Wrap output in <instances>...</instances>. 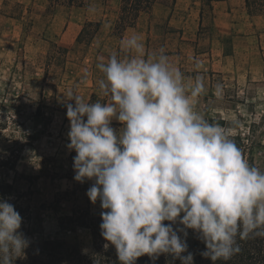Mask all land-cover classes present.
<instances>
[{"label":"rangeland","instance_id":"1","mask_svg":"<svg viewBox=\"0 0 264 264\" xmlns=\"http://www.w3.org/2000/svg\"><path fill=\"white\" fill-rule=\"evenodd\" d=\"M216 2L156 0L135 27L120 34L115 30L120 0H94L83 8H53L50 0H0V200L20 213L19 231L30 244L62 240L84 253L92 250L89 230L59 225L74 208L90 209L93 216L104 211L86 194L93 181L74 179L76 153L67 148L70 121L63 94L75 90L90 103L106 102L96 65L114 53L123 58L120 41L133 33L141 36L146 56L163 49L185 82L203 76L205 90L195 110L209 123L231 129L243 157L264 170V87L249 81L242 66L229 74L211 62L221 45L227 54L236 47L242 62L263 54L264 21L254 17H264V0H249L248 6L233 0L223 16ZM88 22L100 26L90 28L89 41L77 43ZM225 24L245 39L224 35L220 41ZM58 48L68 52L60 54ZM217 85L222 86L219 95ZM112 126L122 127L115 120Z\"/></svg>","mask_w":264,"mask_h":264},{"label":"clouds","instance_id":"2","mask_svg":"<svg viewBox=\"0 0 264 264\" xmlns=\"http://www.w3.org/2000/svg\"><path fill=\"white\" fill-rule=\"evenodd\" d=\"M120 48L123 58L114 53L96 65L106 102L90 103L75 90L63 94L74 179L93 181L86 194L104 210L105 249L114 246L120 264L145 255L194 264L190 229L205 245L204 258L230 260L240 252L238 238L264 237V170L243 157L231 129L195 110L203 76L185 82L163 49L145 55L137 33ZM177 223L182 227L174 228ZM21 225L15 206L0 200V264L25 255L30 241Z\"/></svg>","mask_w":264,"mask_h":264},{"label":"trees","instance_id":"3","mask_svg":"<svg viewBox=\"0 0 264 264\" xmlns=\"http://www.w3.org/2000/svg\"><path fill=\"white\" fill-rule=\"evenodd\" d=\"M94 0H50L51 7L54 5L65 7H86ZM120 16L116 23L115 30L120 34L128 28L136 26L142 13L151 10L156 0H120ZM175 3L177 0H168ZM213 1V0H211ZM223 1V0H214ZM249 0H246L248 6ZM100 22H88L84 25L77 37V43L89 41L92 38L90 28L98 29ZM61 54L67 53L65 48H58ZM14 170V168H13ZM101 215L93 216L90 209L74 208L70 216L61 219L62 229L75 230L83 228L89 230L92 237V250L82 252L77 247H70L62 240H41L37 244H29L25 249V255L18 258L15 264H120L114 246L105 249L108 243L101 235ZM169 223V222H165ZM174 228L182 227L178 223ZM183 238V234H180ZM188 252L194 257V264H213L211 259L204 258L200 253L205 250V245L198 238L193 230H188L186 238ZM240 252L230 260H218L216 264H264V237H249L246 240H239ZM188 253H184L187 255ZM136 264H181L180 260L173 259L168 255H160L158 259H152L145 255L137 259Z\"/></svg>","mask_w":264,"mask_h":264},{"label":"crops","instance_id":"4","mask_svg":"<svg viewBox=\"0 0 264 264\" xmlns=\"http://www.w3.org/2000/svg\"><path fill=\"white\" fill-rule=\"evenodd\" d=\"M232 1L233 0H223V1L216 2L217 7L222 9L221 16L224 15L223 10L224 9L228 10V7L233 4ZM238 1H239V5L240 3H242L243 6H246V0H238ZM254 18L259 19L258 21H264L263 16H257ZM233 27L234 26L231 24L230 25L225 24L224 28L219 30V33H218L219 40L221 41V38L224 35H232L235 40L238 38L245 39V37H240L238 35H235V30ZM236 53H237L236 47L234 48L233 53L231 52L227 54L225 53L224 46L221 45V51L219 54L217 53L218 56H216V54L212 55L211 62H212L213 68H219L224 73L231 74V73H234L239 68V66H242L246 68L245 77L247 79L249 78V81L257 82L258 86L262 89V87H264V52L263 54H260L257 56V60L245 58L243 62L242 60L239 61L237 59ZM252 68H255L256 71L253 72V70H251Z\"/></svg>","mask_w":264,"mask_h":264}]
</instances>
